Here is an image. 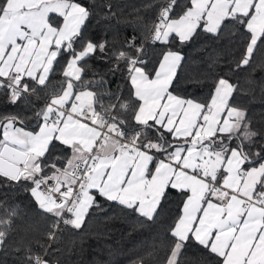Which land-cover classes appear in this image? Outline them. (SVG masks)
Returning <instances> with one entry per match:
<instances>
[{
	"label": "snow or ice",
	"instance_id": "1",
	"mask_svg": "<svg viewBox=\"0 0 264 264\" xmlns=\"http://www.w3.org/2000/svg\"><path fill=\"white\" fill-rule=\"evenodd\" d=\"M142 7L145 40L109 41L115 0H0V264H64L105 206L142 237L132 264H264V121L237 100L264 96V0Z\"/></svg>",
	"mask_w": 264,
	"mask_h": 264
},
{
	"label": "trees",
	"instance_id": "2",
	"mask_svg": "<svg viewBox=\"0 0 264 264\" xmlns=\"http://www.w3.org/2000/svg\"><path fill=\"white\" fill-rule=\"evenodd\" d=\"M149 0H115L119 8L116 11L118 19H100L99 24L93 21L91 28L98 38H103L107 34V39L111 41L114 37L125 40L132 36H136L138 42L144 41L147 31L143 26L137 27L134 23L136 10H140V14L147 19H151L154 15L151 9L143 8L142 5L148 3ZM224 44L227 40L223 41ZM149 56L154 51H159L157 46L155 49L150 44L147 46ZM186 60L179 69L180 83L179 88L188 87L189 91L200 88L202 85L193 83L192 78L208 69L210 60L209 56L214 55L213 44L205 42L203 37L199 38V42H193L183 50ZM261 73H256L255 78L259 81ZM119 76H117V80ZM116 81H113L115 86ZM242 91L237 94V100L248 107L249 115L254 117V122L259 125L264 121V96L260 94V88H255L253 94L244 91L247 85L243 79L240 81ZM22 204L27 205L28 199L24 193H15ZM105 212L94 214L93 218L86 225L81 240L77 237V251L69 256L65 254L62 257L64 264L70 259L72 264H132L138 258L140 240L142 237L138 233L133 232L131 223L125 221L116 214L115 210L107 209ZM111 251L112 255H109ZM142 254V253H141ZM11 264V258H9Z\"/></svg>",
	"mask_w": 264,
	"mask_h": 264
},
{
	"label": "built area",
	"instance_id": "3",
	"mask_svg": "<svg viewBox=\"0 0 264 264\" xmlns=\"http://www.w3.org/2000/svg\"><path fill=\"white\" fill-rule=\"evenodd\" d=\"M147 35H149V33H148V32L146 33V36H147ZM146 36H145V37H146ZM144 40H145V38H144Z\"/></svg>",
	"mask_w": 264,
	"mask_h": 264
}]
</instances>
